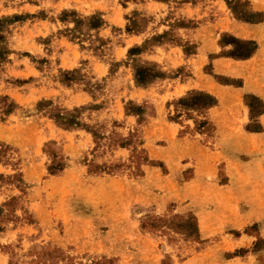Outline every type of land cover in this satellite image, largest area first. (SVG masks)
<instances>
[{
  "label": "rangeland",
  "instance_id": "374dc122",
  "mask_svg": "<svg viewBox=\"0 0 264 264\" xmlns=\"http://www.w3.org/2000/svg\"><path fill=\"white\" fill-rule=\"evenodd\" d=\"M0 264H264V0H0Z\"/></svg>",
  "mask_w": 264,
  "mask_h": 264
},
{
  "label": "crops",
  "instance_id": "0c3cea01",
  "mask_svg": "<svg viewBox=\"0 0 264 264\" xmlns=\"http://www.w3.org/2000/svg\"><path fill=\"white\" fill-rule=\"evenodd\" d=\"M248 25H245V26H243V25L235 26L234 25V26L239 30H243V31L247 30L246 32L250 31L249 33L252 34V31L255 30L256 28L255 27H249ZM252 26H255V25H252ZM206 39H209V37H205V40H204L205 42L207 41V44H208L207 46L209 48L206 49L205 51H203V53L197 52V54L199 56L197 58H193L195 68L193 69V66L191 65L192 71L197 75L199 74V69L205 63V61L207 59V54L209 52L216 50V48H215V46L217 45L216 42H212L211 38L209 41ZM250 60H251V58L245 59V60H237V59L229 58L226 56H220V57H215V58L210 59V62H211L213 72H215L219 75H242L243 74L242 73L243 67H246L247 65L252 64ZM230 68H231V70H230ZM239 70H240V72H239ZM244 75H245V73H244Z\"/></svg>",
  "mask_w": 264,
  "mask_h": 264
}]
</instances>
